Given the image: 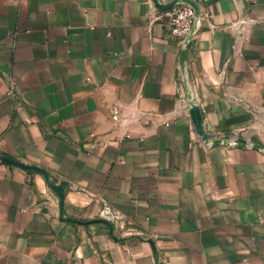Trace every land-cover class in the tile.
<instances>
[{"label":"crops","instance_id":"1","mask_svg":"<svg viewBox=\"0 0 264 264\" xmlns=\"http://www.w3.org/2000/svg\"><path fill=\"white\" fill-rule=\"evenodd\" d=\"M194 1L0 0V264H264V0Z\"/></svg>","mask_w":264,"mask_h":264},{"label":"built area","instance_id":"2","mask_svg":"<svg viewBox=\"0 0 264 264\" xmlns=\"http://www.w3.org/2000/svg\"><path fill=\"white\" fill-rule=\"evenodd\" d=\"M159 2L161 4H168L172 3L173 0L168 2H161V0H159ZM155 5L157 7L155 21L162 23L168 35L176 39L184 50L198 18L196 8L191 3L185 2H177L167 8H163L156 3ZM10 94H15L13 91V86ZM118 110V107H114V114H117ZM2 158L5 159V156ZM99 217L100 219L108 220L111 223L121 218L119 212L107 202L103 203Z\"/></svg>","mask_w":264,"mask_h":264},{"label":"water","instance_id":"3","mask_svg":"<svg viewBox=\"0 0 264 264\" xmlns=\"http://www.w3.org/2000/svg\"><path fill=\"white\" fill-rule=\"evenodd\" d=\"M153 1H154L157 5H159V6L163 7V8H167V7L173 5V4L177 3V2L191 3V4L196 8L197 15H199V13H200L199 7H198L197 3H196L194 0H185V1H177V0H173L172 3H168V4H161V3L159 2V0H153ZM191 44H192V38H191V36H190V37H189V40H188V43H187V46H186V48L183 50V57H185L186 53H187L188 50L190 49ZM204 139H205V140H208V141H211L213 144H218V143L220 142L219 139L211 138L210 136H208V135H206V134L204 135ZM241 145H242V144H241ZM238 146H239V145H238ZM5 158H7V157H5ZM31 171H40L41 173H43L46 183H47L49 186H51L52 188H54V189H58V188L55 186V184H54V182L52 181V179L49 177V174H48L47 172L43 171L42 169H39L38 167H34V166L31 168ZM99 220H100L101 222L106 223V224L110 227V229L113 228V224H112L110 221L105 220V219H99Z\"/></svg>","mask_w":264,"mask_h":264}]
</instances>
